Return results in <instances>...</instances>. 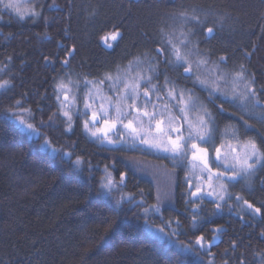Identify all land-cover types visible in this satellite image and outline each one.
<instances>
[{
    "label": "trees",
    "instance_id": "trees-1",
    "mask_svg": "<svg viewBox=\"0 0 264 264\" xmlns=\"http://www.w3.org/2000/svg\"><path fill=\"white\" fill-rule=\"evenodd\" d=\"M7 2L0 0V85L8 82L0 87V264H264V170L220 168L227 149L255 143L264 152V0H28L20 15ZM241 68L254 81L247 88L235 79ZM135 70L136 107L154 92L147 106L178 125L197 111L206 121L185 156L130 138L108 144L84 128L89 88L115 97ZM64 88L77 101L71 127ZM125 120L119 129L131 132ZM193 143L207 150V170L234 177L214 178L212 196L191 195L199 189Z\"/></svg>",
    "mask_w": 264,
    "mask_h": 264
},
{
    "label": "rangeland",
    "instance_id": "rangeland-1",
    "mask_svg": "<svg viewBox=\"0 0 264 264\" xmlns=\"http://www.w3.org/2000/svg\"><path fill=\"white\" fill-rule=\"evenodd\" d=\"M13 2L19 7L20 9L23 10L24 13L28 12V0H13ZM137 70L134 72L130 71V74L132 76L130 78H122L123 82H119L117 87L114 88L113 91L116 93L114 96H109L106 98V96L100 97V93L97 92L96 87H90L87 95L85 96L83 100V111L87 112L89 115L87 116L86 120H89V126L88 129H86L89 133L92 134V132H96L98 128H103V119L98 120L97 122L93 123L91 122V113L93 111L97 112L98 115H102L103 112H107V116L105 118L109 119L111 121H115L117 124V127L121 125L120 120L117 119V108H121L122 112L124 113L122 120H125V118H128L125 120L126 125L129 121H132V126L133 128L136 129L135 132H125L123 133L122 131L117 133L115 130L109 132V135L107 137L104 136L102 132H97L96 136H102L104 140H111L112 142L108 144H116L120 142L121 140H124V138H130V139H135L137 142H140L142 139H147L150 143L153 144H159L160 149H164L165 146L171 148V143H170V137L172 140L177 139L178 133L173 131L172 129L179 128L181 131L179 133L180 136L183 138H187L188 132L184 133L185 128H189V125L191 126L192 132L196 129L203 128L207 129L208 125L204 119L201 117V113L197 112H191V114H188V119L186 120V124L184 126L178 125L176 118H174L173 115H167L162 116V112L158 113L155 111V109H152L151 107H148L147 104L143 105L140 107V111L137 112L135 107H129V103L131 100L134 102L133 99L128 98L129 93L131 91L132 87H136L137 92L140 89V84L141 80L138 78L139 74L135 73ZM219 79L222 82H225L226 75L221 72L216 70ZM215 80L213 81L215 84H211V80H207V85H212L214 88H216L218 91L223 92L224 87L221 84H218V79L214 77ZM235 82L232 81L230 84H234ZM140 93H137L136 99H138ZM154 92L149 93L148 98H152ZM67 95L68 99L65 101L64 97ZM155 97V96H154ZM156 98V97H155ZM135 99V103L137 102ZM157 99V98H156ZM128 100V103L126 101ZM145 100V99H144ZM157 102H154L156 104ZM125 104V106H124ZM86 105H91L90 108H86ZM62 107H63V112L70 110L72 111L74 108H77V101L74 95L71 94L68 88L63 89V94H62ZM143 111H148L150 114L155 115V119H150L149 117H144L143 116ZM16 122L27 132H29L32 135H36V130L32 127V129H29L27 127L28 123V118H26L23 115H18L15 117ZM23 121V123H21ZM157 121L160 122L159 124V129L157 128ZM203 122V124L201 123ZM131 130V129H130ZM168 134L170 136H168ZM38 135V134H37ZM195 137L192 139L194 140ZM197 145V144H196ZM198 149L201 148L197 145ZM190 150H191V157H193L192 153L193 151H196L197 157H206L207 159V152L206 153H201L197 149H192L190 145ZM251 152V147L248 145H244L242 147H233L232 149H227L225 152H221V160L220 163L223 162V165L221 167H225L227 171H233L234 166L237 165V163H242L245 165V160L248 159V154ZM195 166H193L194 171L196 172V179L198 181V188L199 190L203 191L204 193H217V189H219V185L217 182H213L214 178H226L229 177L230 175L226 176L225 172L226 170L223 171H217L212 169V171L207 170V167H210L207 165L205 167L204 160L202 159H195ZM250 160H248L249 162ZM219 163V164H220ZM207 173V176L205 174ZM221 173V174H220Z\"/></svg>",
    "mask_w": 264,
    "mask_h": 264
},
{
    "label": "snow or ice",
    "instance_id": "snow-or-ice-1",
    "mask_svg": "<svg viewBox=\"0 0 264 264\" xmlns=\"http://www.w3.org/2000/svg\"><path fill=\"white\" fill-rule=\"evenodd\" d=\"M3 6L6 9H10V10L15 11L18 15L21 14L20 13V8L17 7V5L13 2V0H8V2L5 3ZM30 15L35 17V18H39L40 13L33 11V12L30 13ZM174 19H176V18H174ZM184 19H187V17H184ZM192 19H195V17H193ZM207 34H208L209 37H211L212 34H213V29L212 28H208L207 29ZM168 35H169L168 33H165L164 34V39L161 41L163 52H169L170 51L169 45H171L172 42L170 40H168V38H167ZM184 46L187 47V44H185ZM156 52H157V56L161 55V49H157ZM69 54L71 55V53H69ZM178 59H182V57H178ZM220 62H224L223 58H221ZM64 63L66 65L67 61H65ZM186 71H188V69H186ZM235 79H237L239 83H243L245 85V88H247L248 83H254V81H247V74L245 73V70L243 68L240 69V71L237 74V76L235 77ZM7 83L8 82L5 81L4 85H0V87H3L5 85H7ZM145 83L146 84H150V80L146 81ZM261 91H264V89H262ZM177 95H179V93H177ZM136 97H137V89H136V87H132L128 98L133 99L134 100V104L130 105L129 107H135L136 111L139 112L140 108L136 107V105H135ZM148 97H149V93H148V91H145L144 92L145 104L151 102ZM64 99H65V101H67V99H68L67 95H65ZM57 101L59 103V97H57ZM85 107L86 108H90L91 105H86ZM179 110L181 112L184 111L183 108H181ZM116 112H117V119L120 120L121 124H123L122 117H123L124 113L122 112L121 108H117ZM81 115H87V112L85 111V112L81 113ZM206 115H208V114L206 113ZM63 116L67 117V122L69 123V126L71 127L72 117L69 115V112L68 111H64L63 112ZM106 116H107V112L106 111L103 112L102 115H98V113L95 112V111H93L91 113V122L95 123L98 120L103 119V125H104L103 128H98L96 132H92L93 136H96L97 132H102L104 134V136L107 137L109 135V132H111L113 130H115L117 133H119L121 131L117 127L116 122L115 121H111L110 122L109 119L105 118ZM143 116L144 117H149L150 119H155V115L154 114H150L148 111H143ZM262 118H264V117H262ZM21 123H23V121H21ZM201 123L203 124V122H201ZM159 124H160V122L157 121V128L158 129H159ZM88 126H89V120H85L84 121V128L88 129ZM27 127L29 129H32L33 126H32V124H28ZM123 128L124 129H131L132 132L136 131V129L133 128V126H132V121H129L126 125H123ZM172 130L178 133L177 139L172 140L171 137H170L169 139H170V143H171V148L169 149V147L165 146L163 150L166 151V152L167 151H171L172 154H173V158L178 159V158H181V157L186 155L187 150H188V142L190 140H192L193 132H192L191 126L189 125L188 136H187V138H183L182 136L179 135V133L181 131L179 128H175V129H172ZM196 135L199 137V139L201 141H205L206 139H211L210 136L206 137L205 135H201L200 133H196ZM109 142L111 143L112 141L109 140ZM140 142H141V144L145 145L148 148H154V149H159L160 148L159 144L150 143L147 139H142ZM191 148L192 149H197L201 153H206L207 152V150L204 149V148H199L198 149V147H197V145L195 143L191 144ZM216 151H217V153H219V149H216ZM192 155H193L194 159L199 158V159L204 160L205 167H207V163L208 162H207L206 157H203V156L202 157H197L196 151H193ZM248 160H251L252 162L248 163ZM258 169L259 170H264V152L259 150L257 148L256 144L253 143L251 145V152L248 154V159L245 160V167L242 169V172L245 175L254 174ZM228 179H234V177H229ZM191 195L192 196H198L199 195V189H197L196 192H192ZM207 195L212 196L213 194L212 193H208ZM230 198H231V196H229V199ZM221 199H223V197H221ZM237 199H239V197H237ZM244 203L247 204L249 209H252V207H253L252 204H248L247 201H245ZM219 208H220V205L217 204V209H219ZM260 211H261L260 208H256L255 209L256 213H259ZM203 240H204V237L200 236V237L197 238L196 243L199 245V244L202 243Z\"/></svg>",
    "mask_w": 264,
    "mask_h": 264
},
{
    "label": "water",
    "instance_id": "water-1",
    "mask_svg": "<svg viewBox=\"0 0 264 264\" xmlns=\"http://www.w3.org/2000/svg\"><path fill=\"white\" fill-rule=\"evenodd\" d=\"M73 52H74V51L71 52V55H68V58H70V57L73 55Z\"/></svg>",
    "mask_w": 264,
    "mask_h": 264
}]
</instances>
